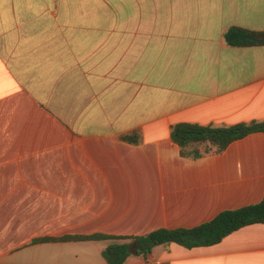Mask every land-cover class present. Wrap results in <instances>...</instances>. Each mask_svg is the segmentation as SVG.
I'll return each instance as SVG.
<instances>
[{"label": "crops", "instance_id": "0c3cea01", "mask_svg": "<svg viewBox=\"0 0 264 264\" xmlns=\"http://www.w3.org/2000/svg\"><path fill=\"white\" fill-rule=\"evenodd\" d=\"M230 27L264 32V0H0V264H107L110 240L59 239L262 200L264 133L198 159L170 137L264 121V46L226 45ZM124 264H264V224Z\"/></svg>", "mask_w": 264, "mask_h": 264}, {"label": "trees", "instance_id": "16d2710c", "mask_svg": "<svg viewBox=\"0 0 264 264\" xmlns=\"http://www.w3.org/2000/svg\"><path fill=\"white\" fill-rule=\"evenodd\" d=\"M223 39L230 47L264 46V32L239 27L228 28ZM258 132L264 133V121H250L224 127L179 123L171 127L170 137L178 146L182 157L198 159L206 155L220 154L232 142ZM123 139L136 144L139 136L134 132ZM254 224H264V196L256 204L221 211L211 220L193 228H161L139 236L76 235L59 240H110L101 251L102 257L107 264H124L130 256L146 258L154 247L160 245L176 244L186 249L212 246L234 231Z\"/></svg>", "mask_w": 264, "mask_h": 264}]
</instances>
